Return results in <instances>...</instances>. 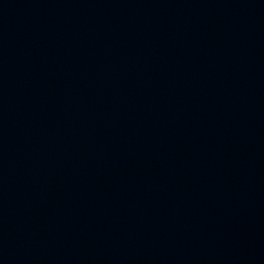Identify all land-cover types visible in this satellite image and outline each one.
<instances>
[{
	"label": "water",
	"instance_id": "obj_1",
	"mask_svg": "<svg viewBox=\"0 0 264 264\" xmlns=\"http://www.w3.org/2000/svg\"><path fill=\"white\" fill-rule=\"evenodd\" d=\"M0 264H264V80L122 130L0 148Z\"/></svg>",
	"mask_w": 264,
	"mask_h": 264
}]
</instances>
